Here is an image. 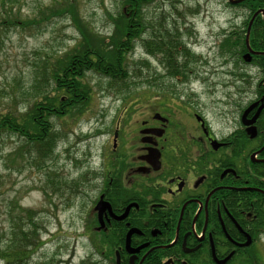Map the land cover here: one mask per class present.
I'll return each instance as SVG.
<instances>
[{
	"label": "flooded vegetation",
	"instance_id": "1",
	"mask_svg": "<svg viewBox=\"0 0 264 264\" xmlns=\"http://www.w3.org/2000/svg\"><path fill=\"white\" fill-rule=\"evenodd\" d=\"M230 8L243 21L234 12L220 56L244 72L231 74L226 91L214 62L204 79L196 69L174 81L157 70L147 102L123 106L103 132L98 166L79 178L90 188L85 264H261L264 0Z\"/></svg>",
	"mask_w": 264,
	"mask_h": 264
},
{
	"label": "rangeland",
	"instance_id": "2",
	"mask_svg": "<svg viewBox=\"0 0 264 264\" xmlns=\"http://www.w3.org/2000/svg\"><path fill=\"white\" fill-rule=\"evenodd\" d=\"M3 1L0 0V19L9 13L6 5L2 6ZM76 1L79 16L93 32L101 35L112 32L108 13H116L121 0ZM50 5H53L52 0H18L11 10L17 20H23L38 17L37 9L45 10ZM234 12L238 13L237 23L243 21V12L231 9L227 0H156L143 8L145 18L142 17L148 24L143 38H148L152 31L158 33L167 28L177 30L182 42L194 54V59L188 56L184 60L196 63L197 75L204 78L210 76L214 62V83H218V90L222 93L226 91V82L232 80L231 74L234 76L244 72V66L237 61L221 57L230 48L228 41H223L219 47L222 34L234 21ZM163 17L165 21L160 22ZM79 39L68 17L52 18L42 22L40 27L37 25L31 29H21L18 25L6 30L0 27V111H6L2 109L7 107L16 112L22 110L29 103L25 92L30 90L35 63L46 61L43 66L50 64L54 57L65 53ZM144 55L142 43L138 41L135 53L127 56L129 67L135 71L132 80L134 86H130L132 101L130 97L125 98V94L116 95L114 91L107 90L104 80L88 73L87 80L92 89L90 105L87 111L81 115L73 114L71 119H52L60 135L54 144V155L48 160H41L37 156L33 166L28 163L27 155L24 159L16 158L11 153L29 144L23 143L22 138L17 136L0 137V238L4 237L3 232L8 233L5 206L10 200L16 204L14 209L18 206L17 213H22L21 209L35 211L42 246L33 253L32 263L47 259L52 260V264L86 263L88 238L84 236V226L90 213L83 194L85 191L89 193L90 188L74 183L84 175L88 165L98 166V150L101 143L106 141L103 132L106 128H113L114 119L122 107L131 102L132 109L137 103L147 102L153 72L162 70V67L158 64L159 56L144 58ZM144 61H148L147 64H143ZM242 75L239 77L242 78ZM245 77L246 84L249 76ZM203 85L202 82L194 83L196 93L203 90ZM12 91L16 100L13 102L9 98ZM219 92L217 96L221 95ZM5 160L8 168L3 164ZM36 163L43 165L39 168ZM10 168L15 170L11 171ZM19 168H22L21 173ZM44 185L50 186L46 188ZM260 243L264 253V238ZM3 244L1 242L0 247ZM260 260L264 264V254ZM0 264L4 262L0 261Z\"/></svg>",
	"mask_w": 264,
	"mask_h": 264
},
{
	"label": "trees",
	"instance_id": "3",
	"mask_svg": "<svg viewBox=\"0 0 264 264\" xmlns=\"http://www.w3.org/2000/svg\"><path fill=\"white\" fill-rule=\"evenodd\" d=\"M155 1L121 0L116 13H108L113 26L109 35L92 31L88 23L79 16L76 0H52L53 5L47 9H37L38 17L23 20H17L11 10L18 0L2 2V6L6 5L7 13L9 12L0 19V27L4 30L17 25L21 29H31L37 25L40 27L42 22L52 18L68 17L80 36L69 50L54 57L50 64L43 66L46 61L35 63L30 90L25 92L29 103L22 110L16 112L7 107L2 109L6 111H0V137L17 136L22 138L23 143L29 144L14 150L11 153L13 156L24 159L27 155L28 163L34 166L37 156L46 161L54 155V144L60 133L54 128L52 119H71L73 114L80 115L87 111L92 99L88 73L104 80L107 90L114 91L116 95L125 94V98L130 97L132 101L130 86H134L132 80L135 71L129 67L127 58L135 53L138 41L142 43L146 56H159L158 64L169 72L171 79L186 72L190 61L180 58L188 59L189 56L194 59V54L182 42L177 30L166 27L163 32L152 31L148 38H143L148 29V24L143 20V8ZM248 3L262 6L263 0H247L239 6ZM159 21L164 22V17ZM32 24L33 27L30 26ZM147 62L144 61L143 64ZM9 98L12 99L11 102L16 101L14 91ZM6 161L3 164L8 168ZM35 165L41 168L43 164ZM19 172H22V168H19ZM49 186L44 185L46 188ZM15 207L13 200L5 206L9 228L8 233L2 231L4 237L0 238V243L4 242L0 247V261L4 264H52V260L48 259L31 262L33 253L42 246L37 231L40 225L35 211L21 209L22 213H17L18 206L14 209Z\"/></svg>",
	"mask_w": 264,
	"mask_h": 264
},
{
	"label": "water",
	"instance_id": "4",
	"mask_svg": "<svg viewBox=\"0 0 264 264\" xmlns=\"http://www.w3.org/2000/svg\"><path fill=\"white\" fill-rule=\"evenodd\" d=\"M242 1H244V0H228V2L230 3V4H238V3H240V2H242ZM252 136H253V133H252ZM101 208V202H98V204L96 205V209H100ZM249 243L247 242L245 245H248Z\"/></svg>",
	"mask_w": 264,
	"mask_h": 264
}]
</instances>
